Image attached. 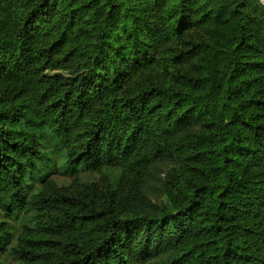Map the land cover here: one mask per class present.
Instances as JSON below:
<instances>
[{
  "label": "trees",
  "instance_id": "obj_1",
  "mask_svg": "<svg viewBox=\"0 0 264 264\" xmlns=\"http://www.w3.org/2000/svg\"><path fill=\"white\" fill-rule=\"evenodd\" d=\"M8 260L264 264L260 0H0Z\"/></svg>",
  "mask_w": 264,
  "mask_h": 264
},
{
  "label": "rangeland",
  "instance_id": "obj_2",
  "mask_svg": "<svg viewBox=\"0 0 264 264\" xmlns=\"http://www.w3.org/2000/svg\"><path fill=\"white\" fill-rule=\"evenodd\" d=\"M260 2L264 4V0H260ZM90 180L93 181V180H95V179H94L93 177H90ZM58 181H59L60 184H65V185H71V186H73L72 184H70V183L73 182L72 179L58 178ZM36 184H37V183L34 184L33 188H36ZM37 185H38V184H37ZM8 261H9L10 264H11L12 261H10V260H8ZM13 264H14V263H13Z\"/></svg>",
  "mask_w": 264,
  "mask_h": 264
}]
</instances>
